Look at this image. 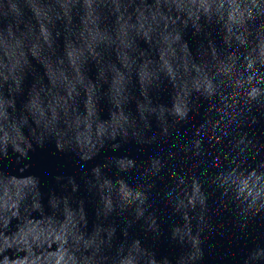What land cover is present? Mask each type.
I'll return each mask as SVG.
<instances>
[{"label":"water","instance_id":"1","mask_svg":"<svg viewBox=\"0 0 264 264\" xmlns=\"http://www.w3.org/2000/svg\"><path fill=\"white\" fill-rule=\"evenodd\" d=\"M208 2L0 0L21 44L0 77L52 123L0 156V223L41 236L34 258L264 264V0Z\"/></svg>","mask_w":264,"mask_h":264},{"label":"clouds","instance_id":"2","mask_svg":"<svg viewBox=\"0 0 264 264\" xmlns=\"http://www.w3.org/2000/svg\"><path fill=\"white\" fill-rule=\"evenodd\" d=\"M213 6V2H208V0H186L183 5L192 12L193 16H196L197 20L200 16L207 18ZM219 6L223 7L222 4ZM4 7L8 9L10 5L5 2ZM191 18L189 17V19ZM0 48L4 50L5 59L8 61L5 67H8L21 49L19 37L15 33L6 36L5 40L0 43ZM0 81H2L0 82V156L7 157L9 151L17 152V145L24 147L21 136L23 135V129L30 121H39L35 125L37 138L49 133L52 123L37 108L34 102L29 101L18 105L16 94L22 90V80L13 76L7 81H3V78L0 77ZM9 86L13 89V93L6 91ZM176 115L180 120H184L187 119L188 112L177 110ZM55 119L53 115L52 121H55ZM17 154L19 155L18 152ZM4 216V221L0 223V236H4L8 232H14L15 238L9 236L0 244V264H62V261L55 260L49 255L34 258L36 253L33 249L42 245L41 236L35 234L31 228L21 227L24 221L20 218H16L15 223H12L15 213H12L11 208L7 205L4 208ZM17 228H19L18 232L15 231ZM69 248L72 250L71 245H69ZM22 252L27 253V256L23 259L19 258Z\"/></svg>","mask_w":264,"mask_h":264}]
</instances>
